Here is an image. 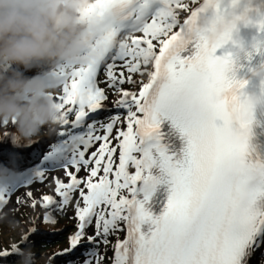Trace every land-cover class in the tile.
<instances>
[{
  "label": "snow or ice",
  "instance_id": "1",
  "mask_svg": "<svg viewBox=\"0 0 264 264\" xmlns=\"http://www.w3.org/2000/svg\"><path fill=\"white\" fill-rule=\"evenodd\" d=\"M203 10L201 0H92L85 9L101 21L100 58L57 69L58 139L35 168L0 184L3 208L17 189L63 171L67 182L54 178L58 199L43 194L37 201L31 190L16 198L18 205L31 200L32 208L39 202L49 209L46 223L56 222L52 211L64 214L74 202L76 231L56 255L86 238L91 259L85 264H102L100 247L126 228V238L113 246V264H250L257 252L264 264V161L248 158L254 105L242 92L246 82L228 77L230 57L215 54L231 33L212 46L198 36ZM257 23L264 31V19ZM189 46L194 54L182 57ZM225 89V98H214ZM109 92L117 112L101 121L96 116L109 106ZM165 121L186 138L179 157L164 142ZM162 183L170 185L169 195L154 216L148 205ZM91 226L94 233L86 235ZM10 255H19L18 245L0 250V258Z\"/></svg>",
  "mask_w": 264,
  "mask_h": 264
},
{
  "label": "clouds",
  "instance_id": "2",
  "mask_svg": "<svg viewBox=\"0 0 264 264\" xmlns=\"http://www.w3.org/2000/svg\"><path fill=\"white\" fill-rule=\"evenodd\" d=\"M91 3L0 0V130L9 131L13 146H30L36 138L52 135L61 126L62 108L56 96L62 81L57 69L85 66L100 58V18L85 14ZM201 5L204 10L197 17V34L209 46L218 43L225 33L230 32L232 37L251 12L248 4L237 12L241 0H201ZM93 44L94 50L90 47ZM33 69L37 73L28 76L26 73ZM227 95L225 89L214 98L220 100ZM249 99L254 106L264 103V97ZM11 176V170L0 165V184ZM19 255V264H34L31 249H19Z\"/></svg>",
  "mask_w": 264,
  "mask_h": 264
},
{
  "label": "rangeland",
  "instance_id": "3",
  "mask_svg": "<svg viewBox=\"0 0 264 264\" xmlns=\"http://www.w3.org/2000/svg\"><path fill=\"white\" fill-rule=\"evenodd\" d=\"M158 50V49H157ZM115 95L112 92H109V106L106 109L99 110L97 119L103 121L108 116L113 115L117 110L112 106V101H114ZM96 115V114H92ZM62 126H59L57 131L52 135H43L49 136L51 139L47 145L46 151L49 149V145L53 142H56L58 139V132L61 130ZM123 130H126V125L123 126ZM9 133L8 130H3ZM76 131H82V129H77ZM119 151L116 153L115 159L118 164ZM115 168V165H114ZM11 170V175H18L20 173H26L28 169L15 172ZM48 179L41 183L39 181L33 182L32 185L24 186L17 189L10 197V202L0 208V250L9 249L12 244L18 245L19 249H31L34 253V264H68L69 261L75 262V264H85L86 259H91L85 255L87 249L90 247L85 241L82 245L74 250L73 252L64 255L58 256L57 253L63 252L68 245V237L76 231V217H75V206L74 202L67 207V210L64 214H61L56 211H52L50 214L55 223H46L44 221V215L46 212H49V209H45L41 206V203H37L35 208L30 206L31 200H28L27 204L21 206L16 203L17 196H22L27 191L31 190L34 197L37 201H40L43 194L53 195L54 198L58 197L55 194V183L54 178L59 177L65 179L62 170L50 171L48 174ZM84 176V172L79 174ZM110 179L113 177H109ZM42 189V190H41ZM127 194V193H126ZM78 196V193H74V200ZM35 228L37 231L35 234H30L29 229ZM94 233V226H91L87 229L86 235H92ZM25 235L29 236V239L25 241L23 237ZM123 237V230L119 231L115 235H110L108 237L109 244L107 246L100 247V254L103 256L102 264H113L114 258V245L117 242V239ZM258 252L255 253L257 260L254 262L259 264L260 256L258 257ZM21 260L20 255H10L9 257L0 258V264H19ZM95 264V261H93Z\"/></svg>",
  "mask_w": 264,
  "mask_h": 264
},
{
  "label": "water",
  "instance_id": "4",
  "mask_svg": "<svg viewBox=\"0 0 264 264\" xmlns=\"http://www.w3.org/2000/svg\"><path fill=\"white\" fill-rule=\"evenodd\" d=\"M36 73L37 69H33L26 74L32 76ZM50 140L49 136H44L36 138L30 146L22 147H15L10 142L7 144L0 142V165L7 166L8 169H13L15 172L33 169L42 160ZM35 153H40L39 158H35Z\"/></svg>",
  "mask_w": 264,
  "mask_h": 264
},
{
  "label": "bare ground",
  "instance_id": "5",
  "mask_svg": "<svg viewBox=\"0 0 264 264\" xmlns=\"http://www.w3.org/2000/svg\"><path fill=\"white\" fill-rule=\"evenodd\" d=\"M186 2H190V0H186ZM115 98H117V97L115 96ZM5 133H7V132H5L3 130H0V142H6L5 144H7L8 142H10L9 139H8L9 133H7L8 134L7 136H5ZM175 136H176V138L179 137V141L182 142V144H183V146L185 148L186 147L185 142H183V137L181 136V134L179 133V131H176ZM137 155H139V154H137ZM128 171L130 172V174H134L135 173V169L133 167H131V166H129ZM145 228H146L145 225H143L142 226V229H145ZM126 236H127V231H126V228H125L123 230V237L120 240L125 239ZM258 253L259 254H257V255L259 257L260 256V252H258ZM257 259H258L257 256L254 254L252 260L250 261V264H256L254 261L257 260Z\"/></svg>",
  "mask_w": 264,
  "mask_h": 264
}]
</instances>
